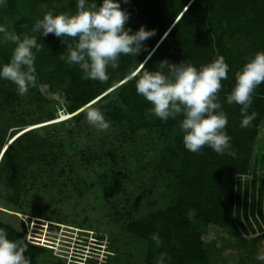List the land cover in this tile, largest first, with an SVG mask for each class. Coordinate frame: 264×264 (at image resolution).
I'll list each match as a JSON object with an SVG mask.
<instances>
[{"label":"trees","instance_id":"1","mask_svg":"<svg viewBox=\"0 0 264 264\" xmlns=\"http://www.w3.org/2000/svg\"><path fill=\"white\" fill-rule=\"evenodd\" d=\"M9 1L0 23L6 33V38L0 39V63L9 61L17 39L32 35V25L46 11H75L74 0H31L27 7L18 6L17 0ZM121 8L129 13L126 27L136 31L144 25L155 29L156 34L144 41L136 57L121 56L119 67L108 70L107 82L81 79L75 65L60 59L65 51L60 38L52 34L41 37L39 33L35 34L42 45L34 62L36 86L18 96L14 84L0 81V113L11 114L0 118V153L9 130L10 138L14 137L20 128L32 125L27 124L30 118L33 125H42L41 133L34 130L21 134L0 157V199L10 206H20L28 181L49 178L47 169L51 165L62 157L70 160L78 155L81 150L73 137L83 125V111L116 93L109 104L112 118H118L116 125L126 128L123 141L129 143L139 133L155 132L174 139L180 150L175 155L178 174L170 188L171 203L127 221L124 228L144 247V264H155L161 252L171 257L170 264H227L222 257L225 246L203 239L210 225L226 229L233 245L250 243L256 247L264 239V153L258 149L264 134V83L256 89L248 109L249 115L256 113L249 127H240V106L226 103L235 72L255 52L264 50V0H127ZM217 56H223L229 65L228 79L221 82L217 96L228 117L225 131L231 137L234 155H218L207 146L200 154L187 151L179 130L182 117L163 122L146 114L151 105L137 95L135 78H130L133 71L144 70L140 63L154 71L162 60L179 63L185 59L199 68ZM47 94H60L70 117L57 120V114L46 109L51 102ZM16 112L23 115L20 126L12 123ZM0 228L6 230L9 239L27 237L2 221ZM153 233L161 238L159 248L150 238ZM25 257L30 264H66L28 238Z\"/></svg>","mask_w":264,"mask_h":264},{"label":"rangeland","instance_id":"2","mask_svg":"<svg viewBox=\"0 0 264 264\" xmlns=\"http://www.w3.org/2000/svg\"><path fill=\"white\" fill-rule=\"evenodd\" d=\"M9 2L0 4V23ZM30 2L17 0L16 4L23 7ZM9 39L15 40L13 36ZM115 96L89 106L106 114L109 127L98 131L84 118L73 137L81 150L76 157L71 161L62 157L51 165L49 178L28 181L20 206L0 199V221L25 233L30 242L47 248L66 264H80L81 256L83 264H144V247L125 232L126 222L165 209L172 200L178 145L155 132L139 133L129 143L123 141L126 128L116 125L118 118H112L109 104ZM46 97L51 101L46 108L49 112L60 120L69 116L60 94ZM2 115L9 118L11 114L1 112L0 118ZM22 120L23 115L16 112L13 126H20ZM27 124L32 125L20 128L12 138L9 130L0 157L21 134L41 133L42 125H33L31 118ZM259 142V153H264V134ZM203 239L225 246L222 257L227 264H258L263 258L260 245H233L224 228L210 225Z\"/></svg>","mask_w":264,"mask_h":264},{"label":"clouds","instance_id":"3","mask_svg":"<svg viewBox=\"0 0 264 264\" xmlns=\"http://www.w3.org/2000/svg\"><path fill=\"white\" fill-rule=\"evenodd\" d=\"M6 0H0L4 4ZM127 3V0H124ZM75 11L55 13L48 10L41 19L32 25V35L17 39L7 63H0V81L15 85L18 96H24L36 86L34 62L42 45L37 42L36 33L41 37L49 34L60 38L65 44L60 59L67 65H75L81 79L105 83L110 78L109 69L119 67L121 56L136 57L144 48V41L153 37L155 29L141 25L133 31L126 27L129 20L127 10L121 8V0H74ZM2 38L5 29L0 26ZM146 63V61H145ZM142 72L135 70L130 78H135L137 95L143 97L151 107L146 114L161 121L179 120V130L183 134L184 148L200 154L204 146L218 155L232 154L231 137L226 133L228 117L218 100L222 81L228 79L229 65L223 56L197 68L191 61L182 60L170 63L162 60L156 70L144 67ZM264 83V50L255 52L246 63L235 72V83L226 103L240 106V127L251 125L256 113L248 114L256 89ZM89 125L98 131L109 127L104 113L98 108L89 107L85 112ZM60 120V119H57ZM155 246H161L158 233L151 235ZM27 237L12 240L4 228H0V264H30L25 257ZM171 257L161 252L155 264H170ZM80 264H83L81 256Z\"/></svg>","mask_w":264,"mask_h":264},{"label":"built area","instance_id":"4","mask_svg":"<svg viewBox=\"0 0 264 264\" xmlns=\"http://www.w3.org/2000/svg\"><path fill=\"white\" fill-rule=\"evenodd\" d=\"M260 247H261V250H262V253H263V258H262L261 262H259L258 264H264V239L261 242Z\"/></svg>","mask_w":264,"mask_h":264}]
</instances>
